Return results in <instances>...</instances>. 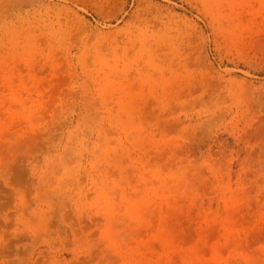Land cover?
I'll use <instances>...</instances> for the list:
<instances>
[{
  "label": "rangeland",
  "instance_id": "obj_1",
  "mask_svg": "<svg viewBox=\"0 0 264 264\" xmlns=\"http://www.w3.org/2000/svg\"><path fill=\"white\" fill-rule=\"evenodd\" d=\"M0 264H264V0H0Z\"/></svg>",
  "mask_w": 264,
  "mask_h": 264
}]
</instances>
